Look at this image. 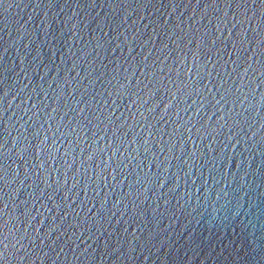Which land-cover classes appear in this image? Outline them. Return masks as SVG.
I'll use <instances>...</instances> for the list:
<instances>
[{
  "label": "water",
  "instance_id": "95a60500",
  "mask_svg": "<svg viewBox=\"0 0 264 264\" xmlns=\"http://www.w3.org/2000/svg\"><path fill=\"white\" fill-rule=\"evenodd\" d=\"M0 264H264V0H0Z\"/></svg>",
  "mask_w": 264,
  "mask_h": 264
}]
</instances>
